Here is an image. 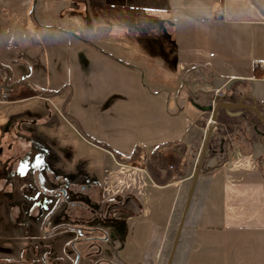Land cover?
Returning a JSON list of instances; mask_svg holds the SVG:
<instances>
[{"label":"rangeland","instance_id":"1","mask_svg":"<svg viewBox=\"0 0 264 264\" xmlns=\"http://www.w3.org/2000/svg\"><path fill=\"white\" fill-rule=\"evenodd\" d=\"M86 2L105 3L0 0V63L8 66L0 65L10 69H0V264H104L102 242H88L92 236L82 226L95 191L83 174L68 175L67 166L78 171L87 151L101 157L100 145L150 148L183 127L178 117L170 135L160 125L168 122L162 112L168 97L155 93L175 83L153 82L158 67L150 66L146 52L125 31L111 33L102 18H90ZM239 132L227 134L235 148L251 137ZM209 162L216 159L208 158L202 170ZM55 231L59 258L47 254L41 262L38 244L55 238Z\"/></svg>","mask_w":264,"mask_h":264},{"label":"crops","instance_id":"2","mask_svg":"<svg viewBox=\"0 0 264 264\" xmlns=\"http://www.w3.org/2000/svg\"><path fill=\"white\" fill-rule=\"evenodd\" d=\"M111 1L128 0H104ZM161 3L150 7L164 9L159 12L174 21L177 66L175 77L163 81L172 80L175 86L155 93L168 97L167 111H162L168 122L160 125L170 135L172 119L178 117L182 129L150 148L115 151L102 144L101 157L87 151L78 171L67 166L68 175L83 174L87 189L95 191L82 226L92 236L88 242H102L104 264H162L168 259L209 113L190 101L187 89L227 101L243 99L264 112V0ZM1 65V70H10ZM150 79L156 80L152 75ZM223 111L229 115L238 109ZM80 144L75 145L79 153ZM222 152L211 158L217 160ZM211 167L209 162L200 171L172 264H264V145L235 148L220 167Z\"/></svg>","mask_w":264,"mask_h":264},{"label":"trees","instance_id":"3","mask_svg":"<svg viewBox=\"0 0 264 264\" xmlns=\"http://www.w3.org/2000/svg\"><path fill=\"white\" fill-rule=\"evenodd\" d=\"M134 3L129 0L124 2V4H114L112 1L108 4L86 2L83 8L86 6L87 11L90 12L88 13L90 18H102L104 26L111 33L112 30L117 28L131 35L134 38L135 44L146 52L150 66L158 67L156 70L158 77H155L157 80L175 77L177 48L176 39L172 32L174 21L159 12L164 9L150 7L153 5L151 0H141ZM97 9L98 11H96ZM93 10L94 13L92 15ZM158 61H162V63L159 64ZM186 95L190 101L198 106H204V103L207 105L214 98L213 94L203 90L192 91L191 89H187ZM260 110L264 114L261 108ZM223 112L221 108L217 120V129L210 140L208 153L205 156L202 169L206 165V160L214 156V154L221 152V149H223V152L211 167L212 169L220 167L233 155L235 145L227 134L233 133L235 128L238 132L240 131V137L251 136L247 138L249 145L252 146L255 143L264 145V122L252 110L244 109L242 115L239 116H231ZM248 128H251L250 133H247L246 129ZM241 146V144H237L236 148Z\"/></svg>","mask_w":264,"mask_h":264},{"label":"water","instance_id":"4","mask_svg":"<svg viewBox=\"0 0 264 264\" xmlns=\"http://www.w3.org/2000/svg\"><path fill=\"white\" fill-rule=\"evenodd\" d=\"M199 109H201L202 111L205 112H210L211 113V118L209 120V123L207 125V133L205 135V139H204V144H203V149L201 152V155L199 157L197 166L195 168V171L193 173L192 176V183L190 186V189L188 191V196L186 199V203L183 209V213L174 237V241L167 259V263L166 264H172L173 259H174V255L177 249V245L184 227V223H185V219L192 201V197L194 195L195 189H196V185L198 182V178L200 175V171L202 169L203 166V162L205 159V156L207 154V151L209 149V144H210V140L212 138L213 132L217 129V124H218V115H219V110L221 108L226 109V110H236L238 109V111L236 112H229V115H233V116H239L242 114V109H250L252 110L257 116L258 118L264 122V114L261 112L260 108L258 107V105L256 104H247L242 100L238 101V102H234V101H227L222 99V97L218 94L215 95V97L212 100V103L208 104V105H204V106H198Z\"/></svg>","mask_w":264,"mask_h":264},{"label":"flooded vegetation","instance_id":"5","mask_svg":"<svg viewBox=\"0 0 264 264\" xmlns=\"http://www.w3.org/2000/svg\"><path fill=\"white\" fill-rule=\"evenodd\" d=\"M47 29V28H46ZM9 71V70H8ZM32 89L34 92H36V96L40 97V94L36 91L35 87L32 86ZM46 99H50L48 97H46ZM48 232V231H47ZM46 232V233H47ZM52 233V232H51ZM54 235H56V231L54 232ZM96 238H101V237H96ZM59 239V236L58 234L55 236V238H53L52 240H48L46 242H42V243H39L38 246H39V254H40V257H39V261L41 260L42 262V256L43 255H47L49 254L55 261L58 260L59 258V253L57 252V241ZM38 253V251H37ZM38 263V262H37ZM41 264H45V262H42Z\"/></svg>","mask_w":264,"mask_h":264},{"label":"built area","instance_id":"6","mask_svg":"<svg viewBox=\"0 0 264 264\" xmlns=\"http://www.w3.org/2000/svg\"><path fill=\"white\" fill-rule=\"evenodd\" d=\"M1 97L3 98V99H6V94H4V95H1ZM170 168H173L172 166H170Z\"/></svg>","mask_w":264,"mask_h":264}]
</instances>
